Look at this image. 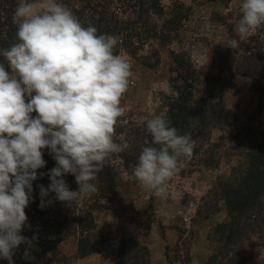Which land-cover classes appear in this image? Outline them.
<instances>
[{
    "label": "rangeland",
    "instance_id": "1",
    "mask_svg": "<svg viewBox=\"0 0 264 264\" xmlns=\"http://www.w3.org/2000/svg\"><path fill=\"white\" fill-rule=\"evenodd\" d=\"M96 2L100 3L99 10L107 2L105 7L120 22L136 21L138 17L132 13L129 0ZM144 2L148 7V0ZM62 3L78 18L81 0ZM153 11H148L142 20L148 28H154L153 37L134 24L139 37L131 38L132 27L121 31L115 48L117 54L129 60L133 72L129 88L121 97L125 113L118 119L114 133V140L127 147L106 161L115 174L116 194L99 201L96 191L78 198L71 206L58 200L57 204L69 216L75 215L83 204L92 205L94 199L102 202L106 209L95 212L106 215V225L94 231L108 240L97 252L113 243L117 246L116 257L119 242L124 240L126 246L136 243L135 248L147 247L153 261L150 264H235L230 262L232 253L252 242L257 246L241 250L250 256L243 264H264L262 237L254 239L251 233L241 236L225 258L220 252L224 237L231 232L215 231L217 225L227 220L224 202L215 196L216 185L246 165L247 128L257 135L264 131V94L252 91L254 86L264 87V78H257L264 66V41L260 38L264 29L245 37L238 47L227 46L230 39L236 38L234 29L242 15L240 0H160ZM171 24L176 27L172 29ZM245 58H249L252 68L246 67ZM240 65L243 70L237 75ZM181 71L193 77L195 98L203 97L224 106L228 117L217 126H208L204 136L194 140L192 156L180 159L178 171L167 182V199H162L143 188L133 177L132 169L144 146L145 118L153 112L167 111L174 95H165L162 84L168 82L173 86V77ZM176 85L181 87L183 83L177 81ZM65 180L72 190L78 188L72 175H66ZM95 184L98 186V181ZM219 255L224 260H219ZM213 257L217 259L211 261Z\"/></svg>",
    "mask_w": 264,
    "mask_h": 264
},
{
    "label": "clouds",
    "instance_id": "2",
    "mask_svg": "<svg viewBox=\"0 0 264 264\" xmlns=\"http://www.w3.org/2000/svg\"><path fill=\"white\" fill-rule=\"evenodd\" d=\"M242 15L228 47L264 29V0H240ZM15 42L0 48V260L14 264L25 208L33 199V182L46 165V149L55 166L49 184H38L40 207L54 199L71 206L95 193L94 181L106 161L126 144L114 140L115 125L125 113L132 65L115 52L119 37L84 26L62 0H19L13 14ZM264 41V31L260 32ZM165 95H173L168 82ZM35 113V115H33ZM147 136L132 169L139 184L167 199V182L180 159L190 158L194 141L171 126L166 112L144 121ZM72 175L77 190L64 177ZM24 257L28 259L25 250Z\"/></svg>",
    "mask_w": 264,
    "mask_h": 264
},
{
    "label": "trees",
    "instance_id": "3",
    "mask_svg": "<svg viewBox=\"0 0 264 264\" xmlns=\"http://www.w3.org/2000/svg\"><path fill=\"white\" fill-rule=\"evenodd\" d=\"M96 1L81 0L77 14L82 25L91 24L96 26L98 34L107 33L115 36H119L121 31H127L132 27L130 31L133 37L131 38H138V34L134 32L137 27L133 26L137 24L140 25L139 30L144 31L145 34H151L150 38L153 37L154 28H148V24L142 20L148 11L154 13L153 10H156L160 0H148L146 4L148 7L145 6V0H129L128 4L132 6V13L138 15L136 21L131 22H120L116 15L109 12L108 8L105 7L107 2H104L99 10L100 3ZM18 3L19 0H0V48H7L15 42L17 26L13 22V14ZM128 4L126 3V5ZM136 9H138L137 12H135ZM170 27L174 29L176 25L171 24ZM172 29L171 32L174 31ZM115 52L117 53V50ZM173 62L178 63L176 58H173ZM244 62H246V67H253L249 58H245ZM181 64L183 65V63H180V68ZM261 67L263 71L260 72L261 76L257 77L258 80L264 78L262 75L264 74V66ZM240 70H243V65L237 67V75H240ZM175 75L176 77H173L175 83L171 87L177 94H173L174 96L170 99L166 111L171 126L178 129L180 134H190L193 141L201 139L208 126H217L218 122L228 117L226 108L209 102L203 97L195 98L193 96L194 79L191 75L189 76L187 71H181ZM177 81H181L183 86L178 87ZM252 91L261 96L264 94V87L254 86ZM247 133L245 138V141H248L245 154L246 165L228 178L219 180L216 185L218 193L215 196L219 201L224 202L227 220L217 225L215 231L221 234L231 232L224 237L223 249L220 252V255L225 258L228 253L232 252L230 247L237 245L243 235L251 233L254 239L259 236L264 239V131L257 135L255 130L248 127ZM142 137L151 140L147 133H144ZM43 158L46 165L37 171L38 176L40 172L45 173V175L39 176L33 182V199L24 210L28 219L21 234L27 237L30 243L18 246L12 257L14 264H72L74 257L65 255L59 249L58 246L61 242L70 237H76V257L83 258L97 253L103 242L105 244L108 240L104 241V236L94 231L96 223L93 212L98 209L99 211L106 209L101 204L102 202H97L94 199L92 205L83 204L77 209L75 215L67 216L62 213L63 209L57 204L54 194L50 193L45 200L50 198L52 203L46 204L44 207L39 206V189L36 186L43 184L47 187L49 184L47 172L55 166V161L46 149ZM114 175L110 165L105 163L95 180V183L98 181L97 196L99 201L116 194L118 185H115L113 181ZM70 190L72 189L70 188ZM210 211L215 212V209ZM136 245V243H131L130 246H126L125 241L120 240L114 264H150L147 247L138 246L135 248ZM255 246L257 244L250 242L243 249L232 253L233 257L230 262L243 264L250 256L244 255L241 250L252 249ZM25 250L28 252V259L24 257ZM220 255L219 260H224ZM216 259L217 257H213L211 261ZM0 264H7V261L0 260Z\"/></svg>",
    "mask_w": 264,
    "mask_h": 264
},
{
    "label": "crops",
    "instance_id": "4",
    "mask_svg": "<svg viewBox=\"0 0 264 264\" xmlns=\"http://www.w3.org/2000/svg\"><path fill=\"white\" fill-rule=\"evenodd\" d=\"M103 212H93V218L96 223V227L105 226L104 219H106V215ZM115 243V241H112ZM59 249L67 256L74 257L72 264H114L115 263V249L117 246L113 243H108L105 248H102L101 251L97 253H93L83 258L76 257V239L74 237H70L67 240L61 242L59 244ZM150 263H153L152 256L149 258ZM163 261V258L160 262ZM162 264V262L160 263Z\"/></svg>",
    "mask_w": 264,
    "mask_h": 264
}]
</instances>
